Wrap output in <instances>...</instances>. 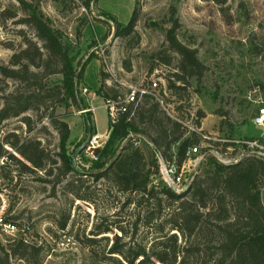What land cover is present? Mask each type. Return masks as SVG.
I'll return each instance as SVG.
<instances>
[{
  "label": "rangeland",
  "instance_id": "obj_1",
  "mask_svg": "<svg viewBox=\"0 0 264 264\" xmlns=\"http://www.w3.org/2000/svg\"><path fill=\"white\" fill-rule=\"evenodd\" d=\"M35 1L40 12L62 32L75 69L83 66L78 107L62 104L54 111L69 125L68 152L72 156L93 136L97 135L96 141L102 145L108 139L103 83L140 88L151 80L160 87L172 82L173 90L166 98L170 112L172 108L185 124L197 123L206 134L216 137L215 141L230 144V150L234 146L233 155L248 149L231 144V140L256 141L264 147V132L254 123L258 112L255 101H264V0H90L88 8L86 0ZM134 9H138L137 20L133 31L125 34ZM24 16L18 0H0V65L9 64L11 55L25 46L26 38L40 45L34 30L19 23ZM175 18L178 41L194 49L201 64V70L184 75V81L174 76L183 75L178 68L181 57L165 41ZM59 78L50 77V84L58 83ZM19 87L17 81L0 74V97ZM49 111L44 106L32 108L0 124V144L22 162L5 141L37 140L46 155L45 168L32 171L0 155V241L8 245L23 238L36 247L38 250L30 255L32 264H112L111 260L95 259L84 237L92 236L95 226L104 227L112 221H119L129 231L133 205L122 208L115 187L89 176H84L80 188H71L87 191L95 201L93 205L69 193L67 182L73 175L61 178L50 160L60 164L56 156L59 136L49 121ZM170 126L166 124L169 130ZM142 129L152 135L157 130L147 120ZM192 133L186 132L185 126L176 131L172 136L178 138L171 144V151L176 152L183 141L197 135ZM148 141L150 138L144 135L139 143L146 159L153 152ZM91 161L86 149L75 154L79 169H90ZM49 169L51 174H47ZM205 170L203 175L208 176L213 166ZM156 179L154 176L153 182H158ZM145 230L140 228L133 240L126 236L121 241L149 247L156 234ZM119 234L111 226L110 232L96 236L99 242L94 248L107 251ZM13 264L27 263L16 258Z\"/></svg>",
  "mask_w": 264,
  "mask_h": 264
},
{
  "label": "trees",
  "instance_id": "obj_2",
  "mask_svg": "<svg viewBox=\"0 0 264 264\" xmlns=\"http://www.w3.org/2000/svg\"><path fill=\"white\" fill-rule=\"evenodd\" d=\"M89 2L86 0V8ZM18 3L25 12L19 23L34 30L40 45L26 38L25 46L11 55L9 64L0 65V74L20 85L15 91L0 97V124L32 108L44 106L50 109L49 121L59 136L56 156L60 164L57 165L56 159L50 160L56 164L61 178L73 175L67 182L69 193L93 205L95 201L87 191L80 193L79 189L71 188H80L83 178L89 176L95 180H105L115 187V197L122 198V208L133 205L134 220L129 231L119 221H112L104 227L95 226L90 233L92 236L84 237L93 257L99 261L111 260L112 264H264L263 157L246 151L237 162L223 164L214 156L206 155L192 182L182 192H175L162 181L153 182L158 171L156 153L164 161L175 158L180 164L185 159L186 150L199 144L200 139L194 134V137L183 141L176 152L171 151V144L178 138L172 135L182 126L165 114L154 97L143 94L136 104L129 103L127 111L118 114L115 123L108 122V139L102 148L94 150L97 159L91 161L90 169H79L72 164V155L68 152L71 143L68 141L69 125L54 111L62 104L78 107L81 101L78 85L83 66L75 69L62 32L40 12L35 0H18ZM137 13L138 9H134L125 34L133 31ZM15 16L11 15V18ZM172 20L173 25L167 30L165 41L168 48L181 57L178 68L183 75L174 73V76L184 81V75L195 74L196 70H201V64L194 49L178 41L175 34L178 21L176 18ZM165 62L168 64L169 61ZM56 75L60 76L58 83L50 84L49 78ZM101 87L104 100L122 97L127 91L120 84L103 83ZM172 87L174 84L169 82L166 88L173 90ZM156 114H160L161 118ZM146 120L157 128L155 135L142 129ZM167 123L171 125L170 130L166 127ZM144 135L150 138L147 143L153 145L149 159H146L140 144L134 145L135 141L140 143ZM5 143L25 162L1 144L0 155L16 161L27 171L45 168L46 155L39 141L16 139ZM120 143L122 145L117 151ZM212 144L220 145L225 150L227 143ZM242 149L247 150V147L243 145ZM209 165L213 166V170L204 176L203 172ZM51 172L52 169H49L47 174ZM111 226L118 229L120 234L107 251L95 249L94 244L99 242L96 236L110 232ZM140 228L156 234L149 247L121 241L126 236L133 240ZM103 239L107 240L108 236H103ZM36 250L23 238L8 245L0 241V264H13L16 258L32 264L30 255Z\"/></svg>",
  "mask_w": 264,
  "mask_h": 264
},
{
  "label": "built area",
  "instance_id": "obj_3",
  "mask_svg": "<svg viewBox=\"0 0 264 264\" xmlns=\"http://www.w3.org/2000/svg\"><path fill=\"white\" fill-rule=\"evenodd\" d=\"M143 94H148L154 97L169 118L179 123L182 127L185 126L186 132L196 133L200 139L199 144L192 145L186 150L185 159L180 164L177 163L175 158H172L170 161H164L162 156L159 154L157 155L158 171L154 176L157 178L156 180L162 181L175 192H182L190 185L201 161L204 160L206 155L214 156L219 162L223 164H231L237 162L239 158L245 154L241 152L237 154L235 153L233 155V150H230L229 147H226L227 150H222L220 146L213 145L212 142H218L215 141L216 137L206 134L204 131H202L201 127H199L197 123L185 124L178 117V115H174L172 108L170 112L168 109L170 105L167 103L166 98L169 96V94H171V90H168L164 84L160 87V83L154 80H151L146 86H142L140 88H134L130 86L127 87V91L122 97H118L116 99L108 98L104 100L108 108V119L110 124L115 123L120 112L127 111V105L129 103L136 104L137 101H139L140 96ZM255 103L257 104L258 112L254 118V123L264 132V101L258 99L255 101ZM131 116H133L132 112ZM195 119L197 120V117H195ZM96 139L97 135L93 136L92 140L89 141L85 147L87 152L90 153V158L92 160L97 159L94 150L103 147L102 143H98ZM229 142H231L233 145H245L248 149V153H256L260 157L264 156V147L262 145H258L256 141L236 139ZM203 143L206 145L202 149L201 145ZM134 145H139V142L135 141Z\"/></svg>",
  "mask_w": 264,
  "mask_h": 264
},
{
  "label": "water",
  "instance_id": "obj_4",
  "mask_svg": "<svg viewBox=\"0 0 264 264\" xmlns=\"http://www.w3.org/2000/svg\"><path fill=\"white\" fill-rule=\"evenodd\" d=\"M83 147H80L79 149H77L75 152H74V154H73V156H72V164L73 165H75V154L79 151V150H81Z\"/></svg>",
  "mask_w": 264,
  "mask_h": 264
}]
</instances>
